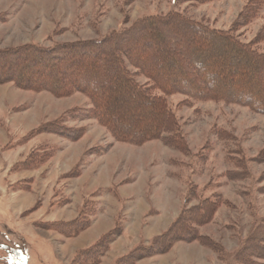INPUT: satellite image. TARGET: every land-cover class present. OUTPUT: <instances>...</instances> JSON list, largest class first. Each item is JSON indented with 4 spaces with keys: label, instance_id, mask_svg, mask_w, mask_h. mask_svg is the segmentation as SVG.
Wrapping results in <instances>:
<instances>
[{
    "label": "rangeland",
    "instance_id": "obj_1",
    "mask_svg": "<svg viewBox=\"0 0 264 264\" xmlns=\"http://www.w3.org/2000/svg\"><path fill=\"white\" fill-rule=\"evenodd\" d=\"M249 1L0 0V51L100 40L173 11L229 30ZM263 25L264 2L234 33L251 43ZM254 48L264 52V39ZM135 77L148 83L142 74ZM166 99L184 151L163 139L117 141L81 111L93 108L82 92L56 96L0 82V264H116L205 199L219 206L198 226L204 240L176 242L169 252L136 264H240L237 252L264 221V113L182 93ZM76 220L85 226L77 234L58 225ZM113 228L120 234L98 261L82 252Z\"/></svg>",
    "mask_w": 264,
    "mask_h": 264
},
{
    "label": "trees",
    "instance_id": "obj_2",
    "mask_svg": "<svg viewBox=\"0 0 264 264\" xmlns=\"http://www.w3.org/2000/svg\"><path fill=\"white\" fill-rule=\"evenodd\" d=\"M263 2L250 0L229 30L212 28L173 11L144 17L100 40H81L51 48L29 44L1 50L0 55L6 59L0 63L6 70L1 65L0 82L48 90L56 96L82 92L90 98L93 108L80 110L85 116L96 118L117 141L140 145L163 139L184 151L180 124L168 106V95L182 93L194 100L237 103L264 113V52L254 48L258 40L264 39V25L251 43L234 33L255 17ZM148 48L147 61H141ZM131 67L137 71L133 72ZM137 74L144 75L148 83H139ZM47 81L54 84H46ZM155 90L162 94L154 93ZM151 112L154 115L145 120ZM58 130L50 128L63 135H77L69 129ZM218 206L216 200L205 199L198 207L183 209L148 246L135 248L118 258L116 264H136L137 260L165 254L176 242L204 240L198 226L210 221ZM62 224L58 222L60 229H73L72 234L85 228L78 220ZM119 234V228H113L82 252L98 261ZM235 259L240 264H264V221L253 229Z\"/></svg>",
    "mask_w": 264,
    "mask_h": 264
}]
</instances>
